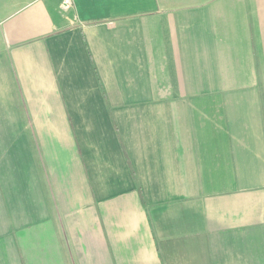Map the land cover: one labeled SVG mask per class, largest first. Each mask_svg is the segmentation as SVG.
<instances>
[{
  "label": "crops",
  "instance_id": "crops-1",
  "mask_svg": "<svg viewBox=\"0 0 264 264\" xmlns=\"http://www.w3.org/2000/svg\"><path fill=\"white\" fill-rule=\"evenodd\" d=\"M0 0V264H264V0Z\"/></svg>",
  "mask_w": 264,
  "mask_h": 264
},
{
  "label": "built area",
  "instance_id": "built-area-1",
  "mask_svg": "<svg viewBox=\"0 0 264 264\" xmlns=\"http://www.w3.org/2000/svg\"><path fill=\"white\" fill-rule=\"evenodd\" d=\"M60 7L63 11H68L72 7V0H61Z\"/></svg>",
  "mask_w": 264,
  "mask_h": 264
}]
</instances>
